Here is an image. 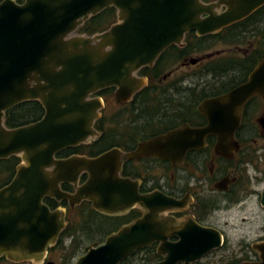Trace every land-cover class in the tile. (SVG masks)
Listing matches in <instances>:
<instances>
[{
	"label": "water",
	"instance_id": "obj_1",
	"mask_svg": "<svg viewBox=\"0 0 264 264\" xmlns=\"http://www.w3.org/2000/svg\"><path fill=\"white\" fill-rule=\"evenodd\" d=\"M264 6V0H15L0 2V160L20 158L11 181L0 188V258L42 263L66 226L65 210H51L43 200L83 201L111 216L139 205L145 213L117 232L84 248L74 264H119L137 249L160 242L163 260L153 264H192L221 245V235L193 221L174 230L162 214L184 201L159 191L138 192V182L120 175L122 162L143 156L184 161L190 151L216 137L215 152L232 158L238 148L234 133L242 108L254 95L264 100V58L248 80L233 90L204 100L200 113L206 125H184L128 153L112 148L96 157L73 155L59 159L67 148L87 144L97 136L94 123L102 102L95 95L114 87L116 100L131 97L144 83L135 73L152 67L169 46L179 45L194 31L203 37L244 20ZM117 21L102 33L77 34L89 18L106 8ZM38 101L44 114L34 123L8 129L5 112ZM87 179L79 184L80 176ZM73 186V192L61 184ZM260 203L264 206V193ZM177 236L174 243L170 236ZM264 264V243L252 246ZM46 264H54L47 262Z\"/></svg>",
	"mask_w": 264,
	"mask_h": 264
},
{
	"label": "flooded vegetation",
	"instance_id": "obj_2",
	"mask_svg": "<svg viewBox=\"0 0 264 264\" xmlns=\"http://www.w3.org/2000/svg\"><path fill=\"white\" fill-rule=\"evenodd\" d=\"M257 29L241 33V41L246 34L252 35V38L250 41H246L249 45L246 46V49L240 48L241 46L238 44V51L234 53L231 52V48L211 50L219 44L235 45L238 41L214 40L210 47H205L201 37L197 36L194 31H190L185 34L179 45H171L166 48L158 56L153 66L149 67V70H144L141 74V68L135 73V76L142 78L144 83L126 101L116 100L114 87L101 90L100 95H95L102 102L99 117L93 126L97 136L86 145H91L100 138L107 140L109 144L103 152L118 148L122 153H128L141 142L164 135L184 125H189L192 128L206 125V120L200 113V104L206 99L225 94L245 83L252 70L264 58V31ZM215 34H223V32ZM211 64H214L215 70L209 68ZM189 72H193L190 75L195 79L188 77ZM112 110L114 111L111 112ZM234 138L238 143V148L229 159L215 152L217 139L208 136L205 138L204 147L188 152L180 164L172 165L169 161L150 156L122 162L120 175L138 182L140 194L159 191L168 197L184 201L183 207L162 214L174 221V230L193 221L200 227L212 228L220 233L221 245L192 264H202L213 255L216 256V259L211 264L262 263L260 254L252 246L264 243V236H259L254 243L246 242L245 238L240 240L239 245H245V248L240 251L239 255L236 253H231L230 256L222 255V252H226L225 249L230 242L219 225L211 222L212 218L217 219L219 212L246 210L248 203L254 197L258 198V203L264 210V206L260 203L264 193V100L260 95L252 96L244 104L240 124L234 133ZM73 155L91 157L82 154L70 156ZM68 157L59 158L56 155V158L59 159ZM253 158L256 163L253 161V164H250ZM261 161L262 168L254 169L255 175H249L248 167L253 168ZM260 173L261 176H258ZM82 177L83 174L80 176L79 184L87 179L86 175L85 180L81 182ZM260 184L263 185L259 189L258 185ZM57 208L59 207L54 209ZM93 210L109 217H120L134 212L135 220L145 213V210L139 205L116 216ZM127 224H121L111 234ZM91 236L90 240H84V248L91 247L95 243L100 245L106 239V235ZM177 240L178 237L175 235L168 238L171 243ZM159 245L160 242H154L148 247L137 249L119 264L160 262L163 260V256L158 253ZM54 246L47 249L41 264L53 262L48 258L57 248H66L65 244L64 248ZM149 258L152 261L149 262ZM2 259L17 264L4 257L0 258V260Z\"/></svg>",
	"mask_w": 264,
	"mask_h": 264
},
{
	"label": "trees",
	"instance_id": "obj_3",
	"mask_svg": "<svg viewBox=\"0 0 264 264\" xmlns=\"http://www.w3.org/2000/svg\"><path fill=\"white\" fill-rule=\"evenodd\" d=\"M2 0H0L1 2ZM17 3H23L24 0H15ZM215 0H204V2H212ZM117 21L116 10L113 7L106 8L101 13L89 18L76 31L77 34L92 36L102 33L107 30L112 24ZM264 21V6L256 10L252 15L244 20L228 26L222 30L223 34H213L201 37L205 47H210L214 40L223 42L228 40L240 42L241 33L252 29L264 31V27L259 24ZM215 70L214 64L209 66ZM149 67L141 69V74L144 70H149ZM151 71V70H150ZM102 91L96 95H100ZM44 110L38 101L22 102L5 112L4 124L8 129L17 128L34 123L42 118ZM107 140L98 139L91 145L81 144L76 147H71L60 151L57 157H68L72 154H82L87 156H95L108 148ZM20 163V158L11 156L8 159L0 160V188L7 185L13 178L16 167ZM86 174H83L81 182L84 181ZM61 189L67 192L73 191V186L70 184H61ZM43 202L51 209L63 207L66 209V226L59 236L57 246L64 248V244L68 243L71 253L74 254L78 248H84V240H90L91 235H100L101 237L109 236L117 230L121 224H127L136 219L134 212H130L125 216L109 217L95 212L91 203L83 201L80 205L70 208L66 201L57 202L52 198L46 197ZM78 213L79 220L72 221L70 216L73 213ZM152 261L149 258V262ZM147 262V263H149Z\"/></svg>",
	"mask_w": 264,
	"mask_h": 264
},
{
	"label": "rangeland",
	"instance_id": "obj_4",
	"mask_svg": "<svg viewBox=\"0 0 264 264\" xmlns=\"http://www.w3.org/2000/svg\"><path fill=\"white\" fill-rule=\"evenodd\" d=\"M260 26L264 27V21H262ZM252 38V35L246 34L241 42H237L235 45H228V44H219L215 49L211 51L216 50H223L227 48L232 49V53L238 51L237 47L241 46L240 48L246 49V46L249 45L246 43V41H250ZM239 44V46H237ZM240 52V51H239ZM193 72H189L188 77L192 78L190 74ZM195 79V78H192ZM112 110L111 112H113ZM258 148V147H257ZM253 161L256 160L253 158L251 160L250 164H253ZM262 161L255 164L253 168L248 167V174L249 175H255L254 169L258 168L261 169L262 167ZM258 176H261V173L258 174ZM263 184L258 185V188L260 189ZM78 213H73L70 216V219L72 221L77 222L79 220ZM217 219L212 218L211 222L217 223L219 225V228L225 233L228 241L227 248L225 249L226 252H222V255L226 254L228 256L231 255V253H236L237 255L240 254V251L244 250L245 245H239V241L242 239H246V242L254 243V241L259 236H264V210L258 203V198L254 197L251 199V201L248 203L246 210L238 212L236 210H231L227 212H219L217 214ZM55 245L54 247H56ZM66 248L64 249H56L51 253L50 258H48L49 261H53L56 264H74L76 259L83 254V247L78 248L77 251L74 254H70V248L68 247V243H65ZM216 259V256H211L208 260H206L202 264H211ZM0 264H12L4 259L0 260ZM17 264H40V263H33L29 261L25 262H19Z\"/></svg>",
	"mask_w": 264,
	"mask_h": 264
}]
</instances>
